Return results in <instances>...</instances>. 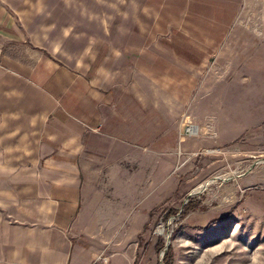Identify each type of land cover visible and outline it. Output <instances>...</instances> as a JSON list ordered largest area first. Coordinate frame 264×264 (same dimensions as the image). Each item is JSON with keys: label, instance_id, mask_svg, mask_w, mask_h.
<instances>
[{"label": "rangeland", "instance_id": "374dc122", "mask_svg": "<svg viewBox=\"0 0 264 264\" xmlns=\"http://www.w3.org/2000/svg\"><path fill=\"white\" fill-rule=\"evenodd\" d=\"M5 1L23 13V22L42 27L52 52L60 48L67 54L68 66L86 69L94 62L101 87L128 86L146 105H190L177 125H163L161 141L147 142L146 153L157 148L160 171L155 177L148 173L128 218L114 223L119 227L107 254L113 261L94 264H122V249L125 264H164L169 247L172 264H264L262 61L245 67L238 56L228 64L233 75L226 78L219 69L225 38L228 48H235L229 39L264 23V10L255 15L250 9L255 0ZM142 55L174 63L190 59L194 75L178 78L169 69L141 77L136 69ZM116 57H123L127 68L112 76L108 59ZM149 165L148 160V170ZM192 201L196 207L185 214ZM169 210L178 215L163 221ZM144 211L146 230L134 237ZM129 231L133 237L127 239ZM161 240L165 249L159 252Z\"/></svg>", "mask_w": 264, "mask_h": 264}, {"label": "crops", "instance_id": "0c3cea01", "mask_svg": "<svg viewBox=\"0 0 264 264\" xmlns=\"http://www.w3.org/2000/svg\"><path fill=\"white\" fill-rule=\"evenodd\" d=\"M252 8L259 15L264 0ZM20 14L0 0V264L111 263L107 254L116 229L148 173L155 177L162 166L156 146L146 153L147 142L161 141L163 125H177L190 105H146L128 86L101 87L94 62L86 69L68 66L67 54L52 52L49 35L45 40L42 27L23 22ZM226 41L221 78L233 75L227 66L238 56L245 67L262 61L258 70H264L263 21L229 39L235 48ZM142 56L136 69L141 77L169 69L178 78L194 75L190 59ZM116 58L108 59L112 76L127 68L123 57ZM186 86L190 93L189 81ZM145 212L134 237L146 230ZM131 237L129 231L125 238Z\"/></svg>", "mask_w": 264, "mask_h": 264}, {"label": "trees", "instance_id": "16d2710c", "mask_svg": "<svg viewBox=\"0 0 264 264\" xmlns=\"http://www.w3.org/2000/svg\"><path fill=\"white\" fill-rule=\"evenodd\" d=\"M196 207L195 204H193V201L187 204V207L185 209V214H188L189 211H191L192 209H194ZM178 215V212H174V210H169L168 213L164 216L163 221H167L169 220L171 217H173V215ZM153 216V213L151 214V217ZM186 215L182 214L181 218L185 217ZM158 251L162 252L165 249V244L163 242V240H161V242L158 245ZM172 254H173V250L172 247H169L166 251V255L164 258V264H172Z\"/></svg>", "mask_w": 264, "mask_h": 264}, {"label": "bare ground", "instance_id": "6f19581e", "mask_svg": "<svg viewBox=\"0 0 264 264\" xmlns=\"http://www.w3.org/2000/svg\"><path fill=\"white\" fill-rule=\"evenodd\" d=\"M195 129H198V128H196V127H195V128H192V130H191V131L194 133V130H195Z\"/></svg>", "mask_w": 264, "mask_h": 264}]
</instances>
